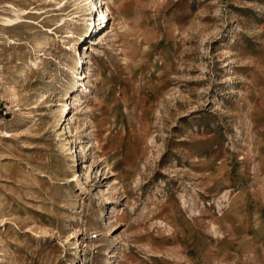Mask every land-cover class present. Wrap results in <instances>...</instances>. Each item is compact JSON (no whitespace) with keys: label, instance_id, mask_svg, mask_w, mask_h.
Instances as JSON below:
<instances>
[{"label":"rangeland","instance_id":"374dc122","mask_svg":"<svg viewBox=\"0 0 264 264\" xmlns=\"http://www.w3.org/2000/svg\"><path fill=\"white\" fill-rule=\"evenodd\" d=\"M102 2L0 0V264H264V0Z\"/></svg>","mask_w":264,"mask_h":264},{"label":"bare ground","instance_id":"6f19581e","mask_svg":"<svg viewBox=\"0 0 264 264\" xmlns=\"http://www.w3.org/2000/svg\"><path fill=\"white\" fill-rule=\"evenodd\" d=\"M99 4H100V11H99V16H98V21L100 20V22H99V26H103V24L104 23H106V25H105V29L103 30V31H105V30H107V22L109 21V19H108V13H107V8L105 7V3H103L102 2V0H99ZM25 11V10H24ZM39 13V12H38ZM92 12L89 14V16H88V18H86V19H91V17H92ZM17 19V18H16ZM85 19V20H86ZM15 20V19H14ZM13 20L12 19H7V22L6 23H10V24H8V26H10V25H12V24H14L13 22H12ZM11 22H12V24H11ZM5 23V24H6ZM59 25V24H58ZM56 27V26H55ZM55 29V28H54ZM65 38H72V37H75L74 36V34L73 33H71V32H69V34H67L66 36H64ZM63 37V38H64ZM88 49V48H87ZM75 56H80V53L78 52V51H76V53H75ZM83 57V56H82ZM84 58V60H85V58H87L86 56L85 57H83ZM82 58V59H83ZM84 60H82L81 61V57H80V60L79 61H77V68L79 69V68H82L86 63L88 64V62L89 61H84ZM71 61H73V60H71ZM89 74V73H88ZM87 74V72L85 73V72H83V73H78L76 76L74 75V77L76 78V82H77V88H79V91L82 93L83 91H85V89H84V87L83 86H85V83H84V81L85 80H87L88 78H89V75ZM75 92L76 91H78V89H76V90H74ZM82 100V99H81ZM74 101H76V100H74ZM77 101H80V98H78L77 99ZM76 101V102H77ZM74 103V102H73ZM77 105V104H76ZM6 137H8V136H6ZM100 162V161H99ZM110 257H114V256H110Z\"/></svg>","mask_w":264,"mask_h":264}]
</instances>
